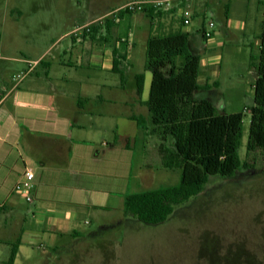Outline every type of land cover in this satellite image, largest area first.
Listing matches in <instances>:
<instances>
[{"label":"crops","instance_id":"1","mask_svg":"<svg viewBox=\"0 0 264 264\" xmlns=\"http://www.w3.org/2000/svg\"><path fill=\"white\" fill-rule=\"evenodd\" d=\"M108 1V7L82 15L81 26L133 0ZM262 1L242 0L245 15L239 19L231 17V0H206L203 11L190 9L198 33L204 24L198 17L203 19L207 10L215 17L214 39L205 41L200 33L199 52L189 46L191 23L163 33L170 28L161 24L165 12L153 18L140 14H124L118 21L109 18L94 25L90 35L73 28L50 38L35 55L7 53L2 38L7 30L0 31V208H5L0 226L15 230L4 242L20 241L14 264L22 248L38 250L43 264H57V259L93 242L99 233L122 225L142 231L137 220L124 212L126 198L160 188L155 186L168 180L171 171L162 167L159 128L146 106L151 85V73L145 70L148 37L175 31L188 34L189 50L200 57L198 83L217 84L194 91L192 99L216 107L215 101L220 103L223 96L222 83L210 79L221 76L216 70L221 53L234 48L238 54L246 52L248 60L251 53H259ZM173 7L172 14L183 9L177 3ZM115 60L118 65L123 60V68H114ZM21 73L24 77L16 80ZM139 74L144 76L141 92ZM163 143L172 148L169 138ZM27 170L33 172L28 202L15 192ZM93 224L98 228L89 230ZM103 242L108 243L101 247L117 241L110 237ZM24 260L30 261V255Z\"/></svg>","mask_w":264,"mask_h":264},{"label":"rangeland","instance_id":"2","mask_svg":"<svg viewBox=\"0 0 264 264\" xmlns=\"http://www.w3.org/2000/svg\"><path fill=\"white\" fill-rule=\"evenodd\" d=\"M241 1L231 0L233 19L245 15L240 10ZM110 2L0 0V31L7 30L2 34L5 51L11 55L18 52L35 55L50 38L81 26L82 15H88L99 7H108ZM205 2L206 0L176 2L179 6L183 5L180 14H172L175 7L159 11L166 14L162 26L166 24L170 27L163 33L184 25L182 15L185 11H203ZM12 8L18 9V12L11 11ZM207 12L208 10L203 14V19L198 17L200 22L211 19ZM137 14L144 15H131ZM188 27L191 33L189 46L192 51L199 52L201 27L200 33L197 32L196 23H191ZM241 52L238 54L234 48H230L221 53L219 64L216 65V70H221V76L211 77L210 82L217 81L220 84L221 80L222 83L221 102L215 99L219 113L244 112L238 156L241 162H247L251 168L239 169L233 177H210L201 195L176 206L163 223L148 225L135 220L142 231L133 232L129 226L122 225L115 231L112 229L99 233L93 242L80 244L70 255L57 259V264H264V150L246 155L250 122L248 108L253 105V85L257 75L255 68L250 65L248 54ZM203 82L202 78L201 83ZM198 94L208 95L201 91ZM217 95L220 96V92ZM178 180L179 171H170L169 179H162L155 187L171 186L178 183ZM97 228L98 225L93 224L89 230ZM12 232L15 230L12 231L8 225L1 223L0 264H5L8 259L10 245L4 241L11 238ZM110 237L116 239V244L101 247L108 243L103 242L104 239ZM113 253L117 257H111ZM26 255H30V261L24 260ZM16 264H43V259L38 250L27 251L22 248Z\"/></svg>","mask_w":264,"mask_h":264},{"label":"trees","instance_id":"3","mask_svg":"<svg viewBox=\"0 0 264 264\" xmlns=\"http://www.w3.org/2000/svg\"><path fill=\"white\" fill-rule=\"evenodd\" d=\"M261 5L259 53L257 56L250 54V65L255 68L257 77L253 86V105L248 108L246 155L264 150V0ZM143 13L150 18L160 14L153 9ZM117 65L115 60L114 68ZM145 70L151 73L146 106L153 125L159 128L161 164L165 169L178 170L180 175L175 185L127 196L124 212L141 223L157 225L165 222L176 206L199 195L209 177H230L239 169L251 166L241 162L238 156L244 112L219 113L210 102L192 99L194 91L210 89L217 84L198 83L200 57L189 50L187 33L175 31L150 35L146 43ZM136 82L141 92L143 74L136 76ZM168 138L172 148L163 143ZM4 210L0 208V213ZM19 244V239L10 244L5 264H14Z\"/></svg>","mask_w":264,"mask_h":264},{"label":"built area","instance_id":"4","mask_svg":"<svg viewBox=\"0 0 264 264\" xmlns=\"http://www.w3.org/2000/svg\"><path fill=\"white\" fill-rule=\"evenodd\" d=\"M189 1V0H156V1H148V0H133L123 5L122 7L114 10L110 14L106 15L104 18H100L99 20L86 24L84 26H79L75 28L74 32L81 31V34H89L92 32V27L97 24L105 23V21L109 18H112L115 21H118V18L121 13L124 14H135V13H143L145 10L153 9L155 12L157 11H167L170 10L176 2ZM184 15V16H183ZM182 15L184 19V25L187 26L191 23V14L187 11ZM211 19L209 21L204 22L203 28H201V35L205 41H210L214 39L215 29H214V20L213 15L209 14ZM124 61L121 60L119 68H123ZM24 77V73L18 74L15 79L21 80ZM33 179V172L31 170H27L24 173V177L22 180L18 182L15 186V192L22 195L25 201H30L32 198L31 195V183Z\"/></svg>","mask_w":264,"mask_h":264}]
</instances>
